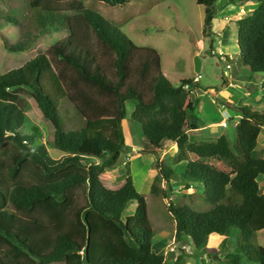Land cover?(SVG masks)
<instances>
[{"label":"trees","instance_id":"16d2710c","mask_svg":"<svg viewBox=\"0 0 264 264\" xmlns=\"http://www.w3.org/2000/svg\"><path fill=\"white\" fill-rule=\"evenodd\" d=\"M20 1L19 7L0 15L21 29L22 39L6 44L9 51L28 50L48 30L68 29L71 34L0 76V264L165 263V256L152 249L154 229L148 220L146 198L135 187L130 163H121L128 150L122 128L128 103L132 104L130 119L141 127V153L156 157L157 174L150 194L167 199L172 182L179 179L159 159L165 144H173L176 154L172 162L182 164L190 183L202 187L201 197L210 206L197 211L170 201L175 239H188L212 256L218 249L208 247L209 236L227 237L233 231L237 248L224 257L227 263L264 264V247L257 239L264 230V191L258 181L264 176V159L253 155L264 128V109L223 101V106L240 117L233 127V139L224 134L212 141L191 140L189 131L200 126L199 99L194 94L199 80L172 82L163 73L154 48L137 46L78 0L69 10L61 8L59 0ZM95 1L123 6L130 0ZM217 1L196 0L205 8L202 33L211 52ZM228 1L236 6L257 4L234 23L240 61L252 74H264V0ZM75 15L88 24L106 53L114 55L115 77L108 75L91 51L73 40ZM137 53L146 57L132 72ZM67 71L75 78L68 80ZM148 78L150 96L145 92ZM86 88L110 103L102 104ZM30 98L53 128L54 147L63 153L59 159L48 154L39 128L22 131L32 109ZM213 158L223 162L229 172L207 162ZM121 165L125 173L119 187H106L101 176ZM163 181L168 188L162 187ZM132 202L136 203L134 214L124 216ZM184 257L185 251L175 264H181Z\"/></svg>","mask_w":264,"mask_h":264},{"label":"rangeland","instance_id":"374dc122","mask_svg":"<svg viewBox=\"0 0 264 264\" xmlns=\"http://www.w3.org/2000/svg\"><path fill=\"white\" fill-rule=\"evenodd\" d=\"M47 1V0H44ZM75 0H59L58 4L63 9L69 10ZM82 6L91 8L102 15L111 24L118 27L125 33L129 39L132 40L137 46H146L154 48L160 57L161 67L165 76L172 82L179 83L180 80L193 79L200 74L198 86L199 88L194 91V94L199 98L197 116L199 124H209L212 121L213 125H208L203 130L197 132L190 131V138L194 141H212L218 139L223 133L227 134L232 140L234 136L233 118H227L230 109L219 107L222 102L231 103L232 105H240L243 103L250 109H258L253 103L256 97L255 93H251L257 88L253 84L248 85L247 77L251 74L249 67L240 61V51L236 42L237 28L235 21L249 15L256 7L255 3L244 4L243 6H236L228 0H218L215 9L216 17L214 20V30L216 36L213 38V52L210 51V44L203 38V24L205 8L198 5L196 0H130L123 6H109L102 2L95 0H78ZM20 0H1L0 1V15L3 16L9 9L19 7ZM19 10H22L19 8ZM72 37L73 40L79 44L80 47L91 51L98 60L102 61L101 65L105 68L110 77H115V68L113 66L114 55L107 52L102 44L97 39L95 33L91 30L88 24L75 15L72 18ZM21 29L18 24L10 23L5 19H0V76L6 72L23 66L30 59L39 54L45 53L47 49L56 43L61 42L71 31L68 29H61L59 31L48 30L41 33L31 47L23 52H12L6 48V44H14L20 41ZM223 55V56H222ZM50 60L55 67L56 60L49 56ZM146 55L137 53L132 62V72H134ZM201 60L200 72H195V58ZM228 57V61L225 60ZM227 65L230 69H227ZM58 68V67H55ZM240 70L242 73L240 74ZM240 74V77L233 75ZM75 74L67 71V79L72 80ZM135 78V73H134ZM230 79V81L228 80ZM232 80V81H231ZM229 81V82H228ZM259 83H264V77L260 76L257 79ZM231 83V87L230 84ZM256 82L254 81V84ZM151 80L147 79L146 94L150 96ZM215 91L216 95L209 93V90ZM88 93H92L102 104H108L109 99L106 97H97V92L91 88L85 89ZM206 91V93H205ZM252 96L249 97L247 93ZM264 93V90H262ZM148 96V97H149ZM236 97L237 102H233L230 97ZM32 109L27 113L28 121L23 125V133H30V127L35 126L39 128L42 136L41 142L46 147L48 154L53 159H59L63 153L56 149L53 144V128L50 123H47L37 104L33 98L29 99ZM264 103V102H263ZM223 106V105H222ZM127 108V122L132 126L139 124L130 119V112L132 104L128 103ZM224 109V110H222ZM260 109V108H259ZM220 112V114L218 113ZM228 114V115H227ZM141 131V130H140ZM132 143L127 145L131 150L130 160L132 166L135 167V183L137 191L142 194L147 201V214L150 225L154 229V238L152 249L154 252L161 253L165 256L164 264H174L175 255H180L185 251L192 255V259H188L191 264L201 263V256L206 259L207 255L203 250H198L192 241L176 240L173 239L175 234V220L170 213L168 206L170 201L178 206L189 205L197 211H206L209 209L208 203L201 197V189L195 184H191L189 178L184 174L182 164H174L172 157L176 154V147L173 144H167L160 154L162 160L167 167L171 168L179 177L178 181L172 182V190H169L167 199L162 195H151L148 186H142V180L148 176L146 172L150 168V163L154 160L155 156L152 154L141 153L140 145L143 141L140 140V134L132 130ZM142 134V132H141ZM143 138V135H141ZM130 142V141H129ZM175 146V145H174ZM6 151H10L7 146ZM128 150L122 154L121 163L128 161ZM260 156V155H259ZM264 158V156H263ZM191 159H196L192 157ZM213 166H217L219 161L217 159L207 160ZM143 164V165H141ZM219 165V164H218ZM131 169V168H130ZM155 169V168H154ZM229 171V169H227ZM125 173V166L106 172L101 176L102 183L108 188H117L121 184L123 175ZM152 171V178L156 176ZM149 175L147 180L152 179ZM264 176H260L259 184L263 189ZM154 180V179H153ZM190 184V188H185ZM164 189L168 188L167 183L162 182ZM231 192V191H230ZM230 193H228V196ZM136 210V203L132 202L124 211V216L133 215ZM227 237L212 235L210 236L211 243H217L215 247L208 244L210 248H216L212 255L215 263L212 264H228L224 259V253H232L237 248V241L233 234ZM264 233L257 235L259 244L264 247ZM182 238V236H181ZM174 240V241H173ZM173 241L175 244L176 252L165 254V246ZM191 244V246H188ZM181 248H184L181 250ZM169 250V247L167 248ZM223 253V254H222ZM226 254V255H227ZM179 255V256H180ZM199 256V257H195ZM190 258V257H189ZM196 258V259H195ZM186 259V258H185ZM187 261V259H186ZM184 263V262H183ZM52 264H65L64 262H56ZM241 264H256L243 260Z\"/></svg>","mask_w":264,"mask_h":264},{"label":"crops","instance_id":"0c3cea01","mask_svg":"<svg viewBox=\"0 0 264 264\" xmlns=\"http://www.w3.org/2000/svg\"><path fill=\"white\" fill-rule=\"evenodd\" d=\"M162 68V67H161ZM240 74L242 73V71L240 70V72H239ZM164 74H166L165 72H164ZM240 74H237V75H233V77L234 76H236L237 78L238 77H240L241 78V75ZM260 76L263 78L264 77V74H261V73H255V74H250L248 77H247V80H248V85L249 86H252V85H250V84H253V85H255L256 87L255 88H257V89H255V90H253V91H250L252 94L253 93H255V95H256V97L254 98V104L256 105V107L258 108V109H256L257 111H261V110H263L264 109V93L262 92V90H264V83H259L258 81H257V79H259L260 78ZM229 81H230V79H228ZM228 81V82H229ZM232 81V80H231ZM254 81L256 82L255 84H254ZM177 84V83H176ZM230 85V87H231V83L229 84ZM205 93H206V91H205ZM207 94V93H206ZM247 95H249V97H251L252 95L248 92L247 93ZM199 99V98H198ZM230 99L233 101V102H237L236 100H237V98L236 97H230ZM241 105H245V104H243V103H240ZM247 106V105H246ZM220 108L221 107H224V106H222V105H220L219 106ZM225 109H226V107H224ZM260 108V109H259ZM222 110H224V109H222ZM252 110V109H251ZM219 114H220V112H218ZM228 115V114H227ZM227 118H233V120H234V122H235V125L237 124V122H238V120H239V116L238 115H236L234 112H230L229 111V115H228V117ZM217 121H212V122H210L209 124H207V125H205L204 123H202V124H200V126H199V128L197 129V130H195V132H197V131H199V130H203V128H206L208 125L210 126V125H213L212 123H216ZM234 125V126H235ZM122 128H123V132H124V135H125V141H126V145H128V143H129V145H131L130 143H132V135H133V132H132V130H134L135 132H137V133H139L140 134V140H142L143 138H142V134H141V127H140V125H138V126H136V125H131L129 122H127V117L123 120V122H122ZM191 132H194V131H191ZM189 133H190V131H189ZM225 133H223L222 135H224ZM190 135V134H189ZM221 135V136H222ZM225 135H227V134H225ZM228 136V135H227ZM229 137V136H228ZM219 138V137H218ZM130 141V142H129ZM165 146H167V144H165ZM173 146V148L175 149V147L176 146H174V145H172ZM129 147V146H128ZM165 148V147H164ZM131 152V150L128 148V152H127V155H129V159H128V161L126 160V161H124V163L125 162H129L130 163V168H131V173H132V177H133V181H134V184H135V187H136V189H137V186H136V183H135V177H134V175H135V171H136V169H135V167L134 166H132V160H130V153ZM253 155L256 157V158H263V156H264V128H263V130L261 131V133H260V135H259V137H258V141H257V146H256V148H255V150H254V152H253ZM260 155V156H259ZM192 157H194V156H191V158ZM264 159V158H263ZM219 161V160H218ZM123 163V164H124ZM153 163H154V160H152V162L150 163V168L151 169H147L146 170V172L148 173V176H146V178H144L143 180H142V186H148L149 187V189H150V187H151V185H152V182H153V179L154 178H152V171H154L155 172V169L153 168ZM219 164V165H218ZM217 164V168L218 169H220V170H222V171H225V172H229V171H227V167H226V165L223 163V162H221V161H219V163ZM141 165H143V164H141ZM157 172V171H156ZM157 174V173H156ZM149 175H150V177L152 178V179H150L149 181L147 180V178L149 177ZM260 179V177L258 178V180ZM263 185H264V179H263ZM200 187V186H199ZM200 189L202 190V187H200ZM231 189L230 188H228L227 189V195H228V193H230L231 194ZM262 191H264V186H263V189H262ZM202 192V191H201ZM262 233H264V230H261L260 232H258V236L260 235V234H262ZM212 235H217V234H212ZM212 235H210V236H212ZM210 236H209V238H208V244L211 246H213V247H215V245H217V243L218 242H220V241H218V242H216V243H211L210 242ZM217 236H220V235H217ZM264 237V236H263ZM173 239H175V234H174V237H173ZM174 241V240H173ZM173 241L170 243V244H168V245H166L165 246V254H169V253H174V252H176V249H175V244L173 243ZM259 241V240H258ZM188 246H191V244H189ZM173 248L174 250L173 251H170V250H168L167 248ZM184 248H181V250H183ZM157 253V252H156ZM186 253V252H185ZM161 254V253H160ZM223 254V253H222ZM226 254L227 253H224L222 256H226ZM180 255V253L179 254H177V255H175V257H174V264H175V262H176V260H177V258H178V256ZM190 257V258H189ZM195 257L197 258V257H199V256H196L195 255ZM187 259V261H186V259ZM195 258V259H196ZM188 259H192V255L190 254V253H187V255L183 258V260H182V263L181 264H191L190 263V261H188ZM201 263L202 264H212V262H214L215 263V259H213V257L212 256H210V258L208 257V259H206L204 256H201ZM184 262V263H183ZM193 264H196L195 262L193 263Z\"/></svg>","mask_w":264,"mask_h":264},{"label":"water","instance_id":"95a60500","mask_svg":"<svg viewBox=\"0 0 264 264\" xmlns=\"http://www.w3.org/2000/svg\"><path fill=\"white\" fill-rule=\"evenodd\" d=\"M200 68H201V60L198 57H196L195 58V72L199 73ZM209 93H213L214 95H216L215 91L212 89L209 90Z\"/></svg>","mask_w":264,"mask_h":264},{"label":"built area","instance_id":"2783aa9c","mask_svg":"<svg viewBox=\"0 0 264 264\" xmlns=\"http://www.w3.org/2000/svg\"><path fill=\"white\" fill-rule=\"evenodd\" d=\"M222 56H223V55H222ZM229 68H230V66L227 65V69H229ZM200 77H201V76H200V74H199L197 77L194 78V80H195V81H198V80L200 79ZM169 250H170V251H173L174 249L170 247Z\"/></svg>","mask_w":264,"mask_h":264},{"label":"clouds","instance_id":"9594fccd","mask_svg":"<svg viewBox=\"0 0 264 264\" xmlns=\"http://www.w3.org/2000/svg\"><path fill=\"white\" fill-rule=\"evenodd\" d=\"M226 60V59H225ZM227 61V60H226ZM230 69V68H229Z\"/></svg>","mask_w":264,"mask_h":264}]
</instances>
